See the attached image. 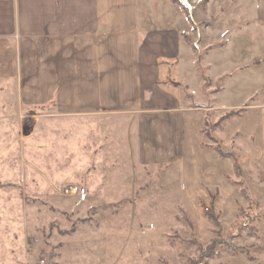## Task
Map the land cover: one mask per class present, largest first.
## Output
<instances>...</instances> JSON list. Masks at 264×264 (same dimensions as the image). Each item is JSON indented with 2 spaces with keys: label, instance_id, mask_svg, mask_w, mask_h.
Here are the masks:
<instances>
[{
  "label": "rangeland",
  "instance_id": "374dc122",
  "mask_svg": "<svg viewBox=\"0 0 264 264\" xmlns=\"http://www.w3.org/2000/svg\"><path fill=\"white\" fill-rule=\"evenodd\" d=\"M207 1L176 4L193 17ZM262 6L214 0L225 17L210 45H200L204 25L185 36L194 68L184 61L160 75L191 94L176 85L192 110L182 158L168 166H135L114 133L99 146L97 120L45 116L52 102L19 113L13 85L0 93V264H264ZM6 16L0 5L1 30ZM46 177L62 182L56 197ZM59 242L73 260L56 258Z\"/></svg>",
  "mask_w": 264,
  "mask_h": 264
},
{
  "label": "crops",
  "instance_id": "0c3cea01",
  "mask_svg": "<svg viewBox=\"0 0 264 264\" xmlns=\"http://www.w3.org/2000/svg\"><path fill=\"white\" fill-rule=\"evenodd\" d=\"M164 1L165 9L157 13L150 11L155 0H0L12 21L1 30L0 20V93L13 85L19 113L52 102L45 116L97 120L98 145L116 134V141L128 142L135 166L178 162L192 109L176 85L187 92L188 85L160 75L184 61L194 68L196 59L184 37L204 25L200 45H210L211 28L225 16L208 0L192 24L179 4ZM248 15L254 23L259 16ZM61 183L46 177L51 197ZM17 220L12 223L20 230ZM61 246L55 245L56 258L73 260Z\"/></svg>",
  "mask_w": 264,
  "mask_h": 264
},
{
  "label": "trees",
  "instance_id": "16d2710c",
  "mask_svg": "<svg viewBox=\"0 0 264 264\" xmlns=\"http://www.w3.org/2000/svg\"><path fill=\"white\" fill-rule=\"evenodd\" d=\"M171 1H173V2H175V3H179L178 0H171ZM182 10H183V12H184V15H185L187 21L189 20L190 23H192V22H193V20H192V16H191L190 14H188V12H187L186 10H184V9H182ZM192 24H193V23H192ZM184 39H186V41H187L188 43H190V42H189V39H187L186 37H184ZM172 83H175V82H172ZM72 230H73V229H72ZM71 232H72V231H71ZM208 248H209L210 251H211V252H210V255L213 254V249L215 248V246H214L213 244H210ZM207 255L210 256L209 254H207Z\"/></svg>",
  "mask_w": 264,
  "mask_h": 264
},
{
  "label": "built area",
  "instance_id": "2783aa9c",
  "mask_svg": "<svg viewBox=\"0 0 264 264\" xmlns=\"http://www.w3.org/2000/svg\"><path fill=\"white\" fill-rule=\"evenodd\" d=\"M77 191V188L76 187H70V188H66V189H64V193H65V195H69L70 193H72V192H76Z\"/></svg>",
  "mask_w": 264,
  "mask_h": 264
}]
</instances>
